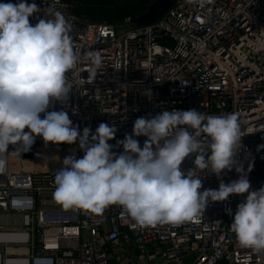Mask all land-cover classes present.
Instances as JSON below:
<instances>
[{"label": "built area", "instance_id": "built-area-1", "mask_svg": "<svg viewBox=\"0 0 264 264\" xmlns=\"http://www.w3.org/2000/svg\"><path fill=\"white\" fill-rule=\"evenodd\" d=\"M9 2L19 0H0ZM33 2L41 11L30 23L52 18L49 9L60 11L80 58L67 73V104L55 102L49 110L66 111L80 130L115 124L109 143L117 153L123 149L116 141L131 134L139 117L173 109L234 113L243 131L235 159L244 169L252 164L250 190L264 186V48L258 45L264 41V0H211L203 6L174 0L155 22L140 26L130 16L119 23L92 21L74 13L67 0H27ZM89 53L102 60L100 69ZM135 139L142 147L146 137ZM83 154L78 142L45 145L40 137L20 155L9 146L0 171V264H264V253L241 247L230 231L227 210L234 215L247 193L210 202L181 224L145 228L119 205L102 216L64 209L52 196L55 171L65 156ZM193 159L181 168L187 171ZM197 172L201 191L239 177L235 167L219 178L207 169Z\"/></svg>", "mask_w": 264, "mask_h": 264}, {"label": "clouds", "instance_id": "clouds-1", "mask_svg": "<svg viewBox=\"0 0 264 264\" xmlns=\"http://www.w3.org/2000/svg\"><path fill=\"white\" fill-rule=\"evenodd\" d=\"M186 2L203 6L211 0ZM40 11L27 0L0 3V171L9 146L20 155L31 149L36 137L45 145L78 142L82 158L65 156L55 171L54 201L94 216L119 205L139 228L178 225L200 216L210 202L247 193L234 215L227 210L232 215L230 231L241 247L264 253V186L250 190L247 173L252 164L244 169L235 159L243 136L237 115L173 109L139 117L131 134L116 141L123 150L114 152L109 141L115 138V124L102 122L94 132L89 127L80 130L66 111L49 110L55 102L67 104L72 89L67 73L80 58L65 16L49 9L52 18L31 24L29 17ZM258 45L264 48V41ZM88 55L100 69L102 60ZM140 136L146 137L142 147L135 139ZM190 156L193 166L185 171L181 165ZM233 167L237 179H221L217 189L201 191L197 170L207 169L219 178Z\"/></svg>", "mask_w": 264, "mask_h": 264}, {"label": "trees", "instance_id": "trees-1", "mask_svg": "<svg viewBox=\"0 0 264 264\" xmlns=\"http://www.w3.org/2000/svg\"><path fill=\"white\" fill-rule=\"evenodd\" d=\"M74 4V13L86 14L92 21L119 23L125 16L134 20L144 13L151 0H67Z\"/></svg>", "mask_w": 264, "mask_h": 264}, {"label": "water", "instance_id": "water-1", "mask_svg": "<svg viewBox=\"0 0 264 264\" xmlns=\"http://www.w3.org/2000/svg\"><path fill=\"white\" fill-rule=\"evenodd\" d=\"M174 0H154L148 6L147 10L137 16L133 22L136 26L155 22L172 5Z\"/></svg>", "mask_w": 264, "mask_h": 264}]
</instances>
